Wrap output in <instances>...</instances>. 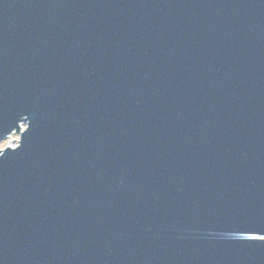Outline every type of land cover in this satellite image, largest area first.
<instances>
[{"label": "water", "instance_id": "95a60500", "mask_svg": "<svg viewBox=\"0 0 264 264\" xmlns=\"http://www.w3.org/2000/svg\"><path fill=\"white\" fill-rule=\"evenodd\" d=\"M13 133L0 264H264V0H0Z\"/></svg>", "mask_w": 264, "mask_h": 264}, {"label": "rangeland", "instance_id": "374dc122", "mask_svg": "<svg viewBox=\"0 0 264 264\" xmlns=\"http://www.w3.org/2000/svg\"><path fill=\"white\" fill-rule=\"evenodd\" d=\"M22 128H25L24 125H22ZM19 139V134L18 133H13L10 136H8L4 141H2L0 148L3 149L7 146L14 147L17 145ZM16 140V141H14Z\"/></svg>", "mask_w": 264, "mask_h": 264}, {"label": "snow or ice", "instance_id": "6c2138e0", "mask_svg": "<svg viewBox=\"0 0 264 264\" xmlns=\"http://www.w3.org/2000/svg\"><path fill=\"white\" fill-rule=\"evenodd\" d=\"M261 239H264V237H261Z\"/></svg>", "mask_w": 264, "mask_h": 264}, {"label": "built area", "instance_id": "2783aa9c", "mask_svg": "<svg viewBox=\"0 0 264 264\" xmlns=\"http://www.w3.org/2000/svg\"><path fill=\"white\" fill-rule=\"evenodd\" d=\"M15 147V146H14Z\"/></svg>", "mask_w": 264, "mask_h": 264}]
</instances>
